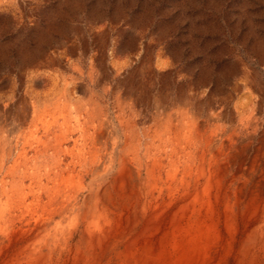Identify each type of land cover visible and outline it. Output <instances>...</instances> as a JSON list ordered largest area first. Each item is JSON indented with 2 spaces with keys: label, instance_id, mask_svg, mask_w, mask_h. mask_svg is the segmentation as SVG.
I'll return each instance as SVG.
<instances>
[{
  "label": "rangeland",
  "instance_id": "rangeland-1",
  "mask_svg": "<svg viewBox=\"0 0 264 264\" xmlns=\"http://www.w3.org/2000/svg\"><path fill=\"white\" fill-rule=\"evenodd\" d=\"M182 113L202 125L206 171L227 161L219 140L247 146L239 183L257 187L264 212V0H0V264L238 263L250 202L228 198L220 169L195 195L200 217L175 229L171 211L143 214L164 205L171 154L159 135L170 120L184 134ZM125 150L141 159L116 187ZM155 154L161 175L140 176ZM184 163L187 181L203 174L200 160Z\"/></svg>",
  "mask_w": 264,
  "mask_h": 264
},
{
  "label": "bare ground",
  "instance_id": "bare-ground-1",
  "mask_svg": "<svg viewBox=\"0 0 264 264\" xmlns=\"http://www.w3.org/2000/svg\"><path fill=\"white\" fill-rule=\"evenodd\" d=\"M183 115L181 116L182 119L178 120L180 122H182L181 124H183V126L186 129V132H184V134L180 133L178 134L175 130L177 127V124L174 121H169L168 125L165 127V130L163 132L160 133L159 135V139L161 138L163 144H165V148L168 149L169 148V152L171 154V163H170V170L168 172L169 174V180H168V194L166 199H164V205L159 204L158 202H155L154 199L145 202L144 207H143V214L146 215L147 212L150 211V208H153V214L154 216L160 215L161 217L163 215H168L169 213H167V211H171L172 213V224L174 226L175 229H177L180 225H181V221L182 220H186V219H191V218H197L200 217L201 214L203 213V204H202V200L203 198L201 196H195L197 193L200 192V189L202 187V180L204 178H207V183L211 184V182L215 179L216 177V172L218 169H220V172L222 173L223 176H229L231 178V183L230 185H228V187L230 188V191L226 192L229 193V199L232 200L234 197L238 198V201L240 203H249L250 205H247V209H248V216L245 220V226L243 228V230H239V232H241L243 236V247H242V251L240 252V256H239V262L236 264H258V260L260 258L261 255L264 254V233L262 231L264 224V212L261 211L259 209L260 204H259V195L256 193L257 189L256 186L252 187H247V182L246 180L239 183L240 179H241V174L246 172L245 168H244V164H245V160L247 158V154H246V147H243L240 151H238L239 146L237 145V142L235 140V138H229V139H222L221 143L220 140L218 142V152L217 157L219 156L221 159H227L226 162L222 163L221 165L218 164L217 159H215V156H213L210 159H213L215 161H210L209 162V169L206 171L205 168V161H204V156L205 154L200 153V145H199V141L202 138V125L200 124V122L198 121H191V120H187L186 121V117L185 114L187 113H182ZM176 115V114H175ZM172 117V116H171ZM193 119V118H192ZM50 128V127H49ZM53 128V127H52ZM184 129V130H185ZM204 130V129H203ZM54 131V130H53ZM51 132V131H50ZM55 133V132H54ZM173 133H175V135H173ZM38 134V133H37ZM52 135V134H51ZM65 135V134H64ZM25 136V135H23ZM58 136V135H57ZM174 136V137H173ZM213 136V135H212ZM35 137V136H34ZM61 137V136H60ZM65 137V136H64ZM88 137V136H86ZM164 137H167L164 138ZM185 137L184 140H186V144L184 145L182 143V138ZM32 138V137H30ZM45 138V137H44ZM54 137H52L53 139ZM67 138V137H66ZM84 138V137H83ZM98 138V137H97ZM11 139V138H10ZM20 139V138H19ZM27 139V138H26ZM82 139V138H81ZM90 139V138H88ZM198 139V140H197ZM18 140V139H17ZM25 140V139H24ZM28 140V139H27ZM26 140V141H27ZM55 140V139H54ZM137 140V139H136ZM149 140V139H148ZM208 140V139H207ZM30 141V140H29ZM60 141V140H59ZM80 141V140H79ZM97 141V140H95ZM18 142V141H17ZM23 142V141H22ZM20 142V143H22ZM19 143V144H20ZM61 143V142H60ZM74 143V141H73ZM132 143V142H131ZM206 143V141H205ZM50 144V143H49ZM62 144V143H61ZM86 144V143H84ZM83 144V145H84ZM95 144V143H94ZM97 144V143H96ZM155 146V143H152ZM250 144V143H249ZM52 145V144H51ZM50 145V146H51ZM81 145V144H80ZM87 145V144H86ZM89 145V144H88ZM213 145V143L211 144ZM245 145V144H244ZM27 146V145H26ZM34 146V145H33ZM37 146V145H36ZM35 146V147H36ZM43 146V145H42ZM49 146V147H50ZM54 146V145H53ZM53 146L51 147L53 149ZM57 146V145H56ZM54 146V147H56ZM64 146V145H63ZM215 146V145H214ZM213 146V147H214ZM39 147V146H38ZM41 147V146H40ZM126 147L130 148L132 147L131 145H126ZM151 147V146H150ZM164 146H161V148ZM242 147V145H241ZM60 148V146H59ZM83 148V147H82ZM153 148V147H151ZM155 148V147H154ZM164 148V150H165ZM34 149V148H33ZM42 149V148H41ZM64 149V148H63ZM74 149V148H73ZM88 149V148H87ZM94 149V148H93ZM131 149V148H130ZM137 149V148H136ZM205 149V148H204ZM216 149V147L214 148ZM35 150V149H34ZM57 150V149H56ZM124 150V149H123ZM161 150V149H160ZM231 151L229 153V151ZM48 151V150H47ZM94 151V150H93ZM132 150L129 151H124V156L120 158V172L118 173V175L115 176V178L113 179V185H115L116 187H118L121 183L124 182L126 176L130 175L133 173L132 171V165L134 164V162H136L137 160L141 159V157H137L135 158V156H137V154L133 155L131 157V152ZM152 151V150H151ZM228 151V152H227ZM43 152V151H42ZM53 152V151H52ZM97 152V151H96ZM1 153V152H0ZM49 153V152H48ZM56 153V151H55ZM59 153V152H58ZM142 153V152H141ZM46 154V153H45ZM85 154V153H84ZM2 155V154H1ZM51 155V154H50ZM80 155V154H79ZM156 155V154H155ZM154 155V156H155ZM158 157H153V159H151L150 155H146V158H144L145 164H146V168L144 166H140L141 169L139 171V174L141 176L142 170L145 171V174L153 179L154 175H156V170H158V174H159V166L160 165V158H159V154L156 155ZM2 157V156H1ZM7 157V156H6ZM20 158V157H19ZM163 158V157H161ZM169 158V157H168ZM143 159V158H142ZM151 161L154 163V166H150L151 169H149V162ZM189 159V161L195 162L196 160H200L201 162H203L202 168H201V173H203L202 175L198 176L195 178L194 181H187L185 178V175L187 174V171L184 167V165H187L186 163H184V160ZM203 160V161H202ZM237 161V163H236ZM20 162V161H19ZM139 163V162H138ZM141 163V162H140ZM139 163V164H140ZM143 163V162H142ZM3 165V164H2ZM45 165V164H44ZM60 165V164H59ZM151 165V164H150ZM167 165V164H166ZM237 165V167L235 166ZM189 166V165H188ZM116 167V166H115ZM183 167V177L179 178V168L181 169ZM11 168V167H9ZM45 170V169H44ZM71 170V169H70ZM69 170V171H70ZM165 170V169H164ZM60 171V170H59ZM166 172V171H165ZM137 173V172H136ZM7 174V173H6ZM10 174V173H9ZM48 173H46L45 175H47ZM50 174V173H49ZM35 175V174H34ZM37 175V174H36ZM138 175V174H137ZM161 174L157 175L160 176ZM50 176V175H49ZM54 176V174H53ZM59 176V175H58ZM61 176V175H60ZM246 176V174H245ZM248 176V175H247ZM246 176V178H247ZM74 177V176H73ZM156 177V176H155ZM165 177V176H164ZM42 178V177H41ZM53 178V177H52ZM168 178V177H167ZM166 178V180H167ZM48 180V178H46ZM58 179V178H57ZM158 179V177H157ZM159 179L161 180V177H159ZM158 179V181H159ZM34 180V179H33ZM59 180V179H58ZM68 180V179H67ZM73 180V179H72ZM163 180V178H162ZM161 180V181H162ZM11 181V180H10ZM27 181V179L25 180ZM42 181V180H41ZM51 181V180H50ZM55 181V180H54ZM12 182V181H11ZM24 182V181H23ZM38 182V181H37ZM40 182V181H39ZM38 182V183H39ZM58 182V181H57ZM65 182V181H63ZM67 182V181H66ZM132 186H135V183H132V181H130ZM134 182V180H133ZM48 183V182H47ZM71 183V182H70ZM125 183V182H124ZM167 183V182H166ZM45 184V183H44ZM57 184V183H56ZM68 184V183H67ZM128 184V185H129ZM223 184V183H222ZM11 185V184H10ZM18 185V183H17ZM20 185V184H19ZM58 185L60 186V184L58 183ZM13 186V185H12ZM50 186V185H49ZM16 187V185H15ZM18 187V186H17ZM39 187V186H38ZM52 187V186H50ZM64 187V186H63ZM66 187V185H65ZM108 187V186H107ZM142 187V186H141ZM70 188V187H69ZM129 188V187H128ZM131 188V187H130ZM137 188V187H136ZM5 189V188H4ZM15 189V188H14ZM17 189V188H16ZM45 189V187H44ZM109 188H107L104 192H105V196L107 197V199L112 200L113 199V194L111 192L108 191ZM120 189V188H119ZM139 189V188H138ZM8 190V189H7ZM54 190V189H53ZM111 190V189H110ZM135 190V189H134ZM141 190V189H140ZM146 190V189H145ZM165 189H159L160 191V195L162 194V191ZM9 191V190H8ZM7 191V192H8ZM47 191V190H44ZM43 191V192H44ZM77 191V190H76ZM6 192V191H5ZM80 192V191H79ZM150 192V190H149ZM259 192V191H258ZM45 193V192H44ZM68 193V192H67ZM35 194V193H34ZM42 194V193H41ZM50 194V193H49ZM52 194V193H51ZM57 194V193H56ZM62 194V193H61ZM143 194V193H142ZM149 194V193H148ZM13 195V194H12ZM40 195V194H39ZM127 195V194H126ZM21 196V195H20ZM26 196H29L26 195ZM25 196V197H26ZM56 196V195H55ZM64 196V195H62ZM66 196V195H65ZM64 196V197H65ZM46 197V194H45ZM77 197V196H76ZM18 198V197H17ZM49 198V197H48ZM60 198V197H59ZM73 198V197H72ZM135 198V196H134ZM142 198V197H141ZM75 199V198H74ZM86 199V198H85ZM106 199V200H107ZM55 200V199H54ZM73 199H70V201ZM89 200V199H88ZM105 200V199H104ZM137 200V198H136ZM141 201V199H139ZM12 201V200H11ZM59 201V200H58ZM69 201V202H70ZM133 201V200H132ZM41 202V201H40ZM57 202V201H56ZM64 202V201H62ZM68 202V201H66ZM73 202V201H72ZM155 202V203H153ZM75 203V202H74ZM110 203V202H109ZM47 204V203H46ZM59 204V203H58ZM71 204V203H70ZM94 204V203H93ZM129 204L124 203V205ZM209 205H211V207L208 210V214L210 221L213 223V230L216 231L217 230V226L218 223L220 221L219 217L217 216V214H220V212L218 211L217 207L213 208V202L209 201L208 203ZM35 205V204H34ZM131 205V202H130ZM51 206V205H50ZM96 205H94L95 207ZM109 206V205H107ZM111 206V205H110ZM217 206V204H216ZM41 208V206H39ZM98 207V206H97ZM219 207V206H218ZM58 208V207H55ZM60 208V207H59ZM58 208V209H59ZM136 208V207H135ZM225 210L224 212L227 214V211H231L232 208L229 206V203H226V206L224 207ZM11 209V208H10ZM95 209V208H94ZM93 209V210H94ZM103 209V208H102ZM105 209V207H104ZM128 209V208H127ZM220 209V208H219ZM68 210V209H67ZM107 210V209H106ZM206 210V209H205ZM43 211V210H42ZM65 211V210H64ZM112 211V210H111ZM222 211V210H221ZM11 212V211H10ZM67 212V211H66ZM106 212V211H103ZM63 213V212H62ZM151 213V212H150ZM84 214V213H83ZM95 214V213H94ZM108 214V213H107ZM134 214V213H133ZM86 215V214H85ZM34 216V214H33ZM91 216V215H90ZM89 216V217H90ZM111 216V215H110ZM177 216L180 217V219H177ZM11 217V216H10ZM86 217V216H84ZM122 217V216H121ZM129 217V216H128ZM87 218V217H86ZM98 219V218H97ZM96 219V220H97ZM102 219V218H101ZM100 219V220H101ZM136 219V218H135ZM95 220V221H96ZM169 220V219H168ZM94 221V222H95ZM98 221V220H97ZM113 221V220H112ZM122 218L121 220H118L117 222V228H120V225L122 223ZM178 222L177 225H175V222ZM230 221V220H229ZM44 222V221H43ZM42 222V223H43ZM101 222L104 223V221L102 220ZM120 222V223H119ZM30 223V222H29ZM41 223V222H40ZM41 223V224H42ZM45 223V222H44ZM97 224V223H96ZM114 224V223H113ZM152 224V223H151ZM40 225V224H39ZM107 225V224H106ZM41 226V225H40ZM101 226V225H100ZM234 228V227H233ZM241 228V226H240ZM86 229V228H85ZM19 230V229H18ZM220 231V230H219ZM90 232V230H89ZM225 232V231H224ZM234 232V231H233ZM222 233V232H221ZM227 233V232H226ZM232 233V230H231ZM238 233V232H237ZM24 235V234H23ZM234 235V234H233ZM223 236V234H222ZM215 237V236H214ZM218 237V236H217ZM231 237V236H230ZM25 238V237H24ZM224 238V237H223ZM229 238V236H228ZM240 239V238H239ZM220 240V239H219ZM227 240V238H226ZM53 241V240H52ZM178 241V240H177ZM218 242V241H217ZM216 242V243H217ZM240 242V240H239ZM179 243V241H178ZM231 243V242H230ZM241 243V242H240ZM237 244V243H236ZM229 245V244H228ZM101 246V245H100ZM222 246V245H221ZM226 246V245H225ZM237 245H235L234 247L236 248ZM233 247V246H232ZM228 248V247H227ZM223 249L225 251H228L226 249V247H223ZM232 249V248H231ZM234 249V248H233ZM235 250V249H234ZM33 253V252H32ZM238 253V252H237ZM233 254V253H232ZM231 254V255H232ZM239 254V253H238ZM228 258V257H227ZM264 258V256L262 257ZM156 259V258H155ZM231 259V258H229ZM144 262V261H143ZM146 262V261H145ZM158 262V261H157ZM234 262V261H233ZM160 263V262H159ZM231 263V262H230ZM152 264V263H150Z\"/></svg>",
  "mask_w": 264,
  "mask_h": 264
}]
</instances>
